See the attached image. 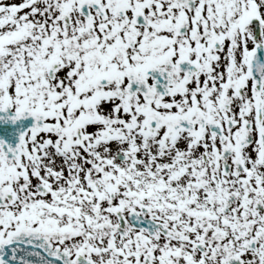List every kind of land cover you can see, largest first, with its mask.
Here are the masks:
<instances>
[{"label":"snow or ice","instance_id":"1","mask_svg":"<svg viewBox=\"0 0 264 264\" xmlns=\"http://www.w3.org/2000/svg\"><path fill=\"white\" fill-rule=\"evenodd\" d=\"M0 113V264H264V0H0Z\"/></svg>","mask_w":264,"mask_h":264},{"label":"water","instance_id":"2","mask_svg":"<svg viewBox=\"0 0 264 264\" xmlns=\"http://www.w3.org/2000/svg\"><path fill=\"white\" fill-rule=\"evenodd\" d=\"M0 115L4 114L0 113ZM33 122L34 117L31 116H25L16 121L0 120V138L14 145L19 139V133L30 127Z\"/></svg>","mask_w":264,"mask_h":264}]
</instances>
